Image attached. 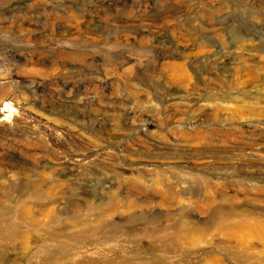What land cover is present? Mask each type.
Segmentation results:
<instances>
[{"label":"rangeland","instance_id":"obj_1","mask_svg":"<svg viewBox=\"0 0 264 264\" xmlns=\"http://www.w3.org/2000/svg\"><path fill=\"white\" fill-rule=\"evenodd\" d=\"M5 103L1 218L20 236L0 231L3 264H181L140 247L172 240L166 215L206 225L204 242L245 237L213 209L264 213V0H0Z\"/></svg>","mask_w":264,"mask_h":264},{"label":"bare ground","instance_id":"obj_2","mask_svg":"<svg viewBox=\"0 0 264 264\" xmlns=\"http://www.w3.org/2000/svg\"><path fill=\"white\" fill-rule=\"evenodd\" d=\"M261 44H263V43H261ZM240 55L241 54H238V56H240ZM231 59H235V58H231ZM243 59H244V57H243ZM252 60L254 61V59H252ZM226 61L228 62V60H226ZM233 61H235V60H233ZM243 62H244V60H243ZM255 62H257V61H255ZM230 66H231V64H230ZM247 67H249V66H247ZM177 68H179V67H177ZM230 68L228 66V69H230ZM235 68L237 69V67H235ZM236 69H234V67H233V70H236ZM252 69L254 70L253 67H252ZM248 70H250V69H248ZM225 73H227V72H225ZM217 76H220V75H217ZM257 77H258V75H257ZM227 78H228V76H227ZM224 80H225V78H224ZM11 119H13L12 118V112L9 110L8 104L5 103V104H3L2 107H0V132H3L7 129V127L5 125H2V124L8 123V122L10 123ZM216 122H217V120H216ZM41 165H43V164H41ZM42 169H43V167H42ZM22 170H23V172L21 173L22 175H26V176L28 175L29 176L28 173L31 171L30 168L22 167ZM6 173H7V171L5 172V174ZM6 176H7V174L4 175L3 177H6ZM25 179H26V177H25ZM120 179H121V181H123V178H120ZM175 179L176 180L174 181V183L178 184L179 179L178 178H175ZM206 183L207 182H205V185H206ZM208 183H209V181H208ZM201 184L202 183H200V185ZM203 184H204V182H203ZM44 187H45L44 182L39 178H35L33 180H30L27 183H21L16 187L17 200H19V202H20V200H23V202H26V201L30 202L32 199H37L41 195ZM140 187L142 189V186H140ZM198 187L200 189V186H198ZM212 188H213V186H212ZM201 189H202V187H201ZM166 195L169 197L171 196V197L177 199L179 196V193L173 192L169 188V191L167 192ZM210 203H211V201L208 200L204 206L205 210L209 209L210 205H208V204H210ZM82 205L87 206V207L91 208L92 210H96L99 215H101L106 210L112 209L111 204H108V205H106V204L103 205L100 203L93 204V203L87 201L85 204H82ZM5 213H7V212L0 209V231H1L2 239L4 241L10 243L13 240H15L17 237L20 236V232L18 230V227H16L15 225H12L11 223L3 221V219L1 218V215L2 214L5 215ZM165 220H170L173 223L171 226V229H173L172 240H169V242L161 243V244L142 241L140 247L143 248V250L152 254V252L154 250L163 249L164 254H167L169 257L174 256V258H179V260L181 261V264H189V255L190 256H192V255L196 256V250H203V253L201 254L202 258L199 259L200 262H197L195 264H234V263H232V260L238 264H249L252 260L256 261L257 259H260L261 256L264 255V213H262L260 211L249 210L246 208H231V209L217 208V209H213L211 221L212 220H224V222H226L224 224V228H227V229L236 228V227L237 228H239V227L243 228V230H244L243 233H244L245 237H238L237 238V237H233L234 234H229V236L225 237V239H215V240H209V241H204V242L197 241L196 237L198 235L204 233L205 230H207L206 225L199 224L198 222L193 221L192 219L189 218L188 215H184L181 218L175 219L174 216H169V214H168V215H166ZM31 224H35V222H32V220H30V221L18 223V225L21 227H26V226H29ZM79 229H80V233L91 235V234H95V233L99 232V230L101 229V226H99L97 224L96 225L81 224ZM189 251H191V252H189ZM1 257H2V255H0V261L2 260ZM133 259H134L133 255L129 256L128 259L126 260V264H132ZM2 261H4V260H2ZM44 262H49V264H55L54 262L51 261V259H48V258H46L44 260ZM0 263L3 264L2 262H0ZM81 264H93V263L84 262ZM145 264H147V263H145ZM158 264H163V263L159 262ZM167 264H169V263H167Z\"/></svg>","mask_w":264,"mask_h":264}]
</instances>
